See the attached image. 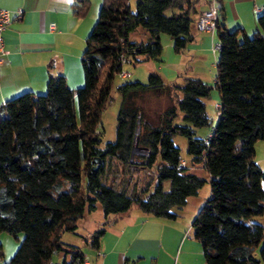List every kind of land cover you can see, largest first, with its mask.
<instances>
[{
	"label": "trees",
	"instance_id": "trees-1",
	"mask_svg": "<svg viewBox=\"0 0 264 264\" xmlns=\"http://www.w3.org/2000/svg\"><path fill=\"white\" fill-rule=\"evenodd\" d=\"M203 4L101 0L81 55L83 84L71 88L63 74L49 73L44 93L23 91L0 105V232L16 238L22 233L2 264H47L58 252L62 264H80L81 248L62 234H76L77 221L97 205L105 221L82 236L93 248L108 216L134 207L175 219L207 180L209 194L191 222L205 262L264 264V227L247 221L264 213V170L254 161V144L264 140L263 9L250 35L216 22L213 87L220 98L214 124L204 104L211 86L191 77L167 83L151 71L145 83L116 86L121 102L115 139L102 142L101 112L123 64L159 60L161 33L170 36L174 51L185 48ZM71 7L83 17L90 0H73ZM137 27L145 30V40L130 39ZM147 94L169 99L154 122L140 103ZM199 127L210 130L197 136ZM177 134L187 140L184 164L173 141ZM135 145L139 153L132 155Z\"/></svg>",
	"mask_w": 264,
	"mask_h": 264
},
{
	"label": "crops",
	"instance_id": "crops-1",
	"mask_svg": "<svg viewBox=\"0 0 264 264\" xmlns=\"http://www.w3.org/2000/svg\"><path fill=\"white\" fill-rule=\"evenodd\" d=\"M72 2L0 0V7L9 10L12 15L17 9L21 10L20 16H13L3 32L0 105L23 91L43 92L49 73L63 74L71 88L83 84L81 55L92 27L94 9L101 0H90L93 12L88 18L86 15H73ZM217 4L219 22L227 29L231 25L246 33L249 26L256 28L254 6L264 10V0H219ZM204 7V4L201 5V8ZM230 16L232 21L226 22ZM50 24H54L55 31L49 29ZM193 33L194 41L198 33L207 32H200L196 28ZM48 64H51L50 68ZM187 203L188 200L175 219L142 213L134 207L121 216L110 215L106 218V229L97 248L82 241V236L92 232L93 227L82 233L77 228L74 234L77 239L70 238L65 242L79 246L88 264H207L203 248L192 234L191 222L196 213L186 212ZM103 221L102 215L100 222ZM12 254L13 251L4 252L2 248L0 263ZM63 259L61 252L52 258L61 263Z\"/></svg>",
	"mask_w": 264,
	"mask_h": 264
},
{
	"label": "rangeland",
	"instance_id": "rangeland-1",
	"mask_svg": "<svg viewBox=\"0 0 264 264\" xmlns=\"http://www.w3.org/2000/svg\"><path fill=\"white\" fill-rule=\"evenodd\" d=\"M98 7L99 6L94 9V16L91 20L92 25L97 19ZM92 12L93 9L90 7L88 13L86 14V18H88ZM231 19V16L228 17L226 22H231ZM228 27L229 30H233L235 28V26L231 25ZM251 27L252 26H249L247 28V33L249 35L255 29ZM239 36H241V32ZM145 38L146 32L142 27H137L130 34L131 40L142 41L145 40ZM160 40L162 44V53L159 60H150L135 64L132 62H125L123 64L122 73L115 77L112 86L111 100L106 108L101 112V125L99 126V129L102 130V142L113 141L115 139L116 115L121 102V97L116 91V86L123 82L140 81L145 83L147 82L148 73L151 71L159 72L163 80L167 83L174 81L181 82L183 78L191 77L199 78L211 86L209 95L204 98V104L206 114L210 118L212 124L215 123L218 117L216 104L220 98L217 89L213 87L216 72L215 62L218 55V50L215 49V44L217 43L216 34L208 32L206 34L198 33L195 40L188 43L187 46L179 52L173 50L172 39L167 33H161ZM44 91L45 90H43V93ZM140 103L145 109L146 118L154 122L157 113L162 111L169 104V99L167 96L154 97L152 94H147L140 100ZM178 122L185 124L179 120ZM195 130L197 136H205L209 132L210 127H199ZM173 141L174 144L180 148L181 157L187 160L188 155L186 153V138L177 134L173 137ZM254 150V161L261 169L264 170V140H257L254 144ZM201 174L205 177L207 176L204 171H202ZM209 190L210 186L207 180L196 195L187 198L188 203L185 209L186 212H195L197 214L199 208L206 200ZM101 218L102 214L98 205L97 210H94L92 213H87L84 217L77 221L79 232L82 233L84 230L91 229L92 227L96 229L101 225ZM247 221L259 223L264 227V213L252 216ZM21 237L22 233H18L16 238L6 232H0L1 248H3L4 252L13 251L14 253ZM70 238L77 239V236L69 232L62 234V239L64 241Z\"/></svg>",
	"mask_w": 264,
	"mask_h": 264
},
{
	"label": "built area",
	"instance_id": "built-area-1",
	"mask_svg": "<svg viewBox=\"0 0 264 264\" xmlns=\"http://www.w3.org/2000/svg\"><path fill=\"white\" fill-rule=\"evenodd\" d=\"M262 10L260 6H254V11L259 12ZM21 14V10L17 9L12 15V13L4 8L0 7V63L3 60L4 54V47H3V32L6 29L7 24L12 20V17L16 15L19 17ZM219 6L217 4V0H208L206 3V7L200 12L197 20H196V27L200 31L208 32L213 34L216 26V22L219 19ZM49 29L51 31H55L56 28L54 24H50ZM219 48V44H215V49ZM124 75V73H123ZM218 105L216 104V107ZM181 164H184V161L181 160ZM47 264H62L61 262H55L53 260L48 261ZM80 264H88L87 257L83 254V258Z\"/></svg>",
	"mask_w": 264,
	"mask_h": 264
},
{
	"label": "water",
	"instance_id": "water-1",
	"mask_svg": "<svg viewBox=\"0 0 264 264\" xmlns=\"http://www.w3.org/2000/svg\"><path fill=\"white\" fill-rule=\"evenodd\" d=\"M137 153H139V149H138V147L135 145V146H134V148L132 149V152H131V154L133 155V154H137ZM94 161H95V162H97V161H98V159H97V158H95V159H94ZM93 168L95 169V168H96V166H94Z\"/></svg>",
	"mask_w": 264,
	"mask_h": 264
}]
</instances>
